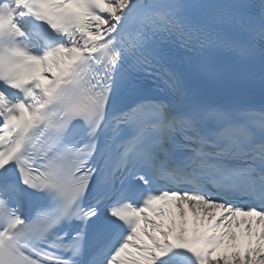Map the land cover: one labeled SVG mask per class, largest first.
<instances>
[{
	"label": "snow or ice",
	"instance_id": "snow-or-ice-1",
	"mask_svg": "<svg viewBox=\"0 0 264 264\" xmlns=\"http://www.w3.org/2000/svg\"><path fill=\"white\" fill-rule=\"evenodd\" d=\"M0 264H264V0H0Z\"/></svg>",
	"mask_w": 264,
	"mask_h": 264
}]
</instances>
